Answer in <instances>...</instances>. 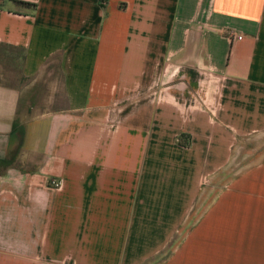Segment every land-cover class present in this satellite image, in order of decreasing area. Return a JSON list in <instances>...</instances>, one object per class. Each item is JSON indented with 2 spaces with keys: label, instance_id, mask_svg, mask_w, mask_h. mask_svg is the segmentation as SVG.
<instances>
[{
  "label": "crops",
  "instance_id": "obj_1",
  "mask_svg": "<svg viewBox=\"0 0 264 264\" xmlns=\"http://www.w3.org/2000/svg\"><path fill=\"white\" fill-rule=\"evenodd\" d=\"M24 1L0 43L63 85L20 142L0 83V264H264V0Z\"/></svg>",
  "mask_w": 264,
  "mask_h": 264
},
{
  "label": "rangeland",
  "instance_id": "obj_2",
  "mask_svg": "<svg viewBox=\"0 0 264 264\" xmlns=\"http://www.w3.org/2000/svg\"><path fill=\"white\" fill-rule=\"evenodd\" d=\"M20 54L19 50L5 48L0 45V83L23 89L17 110V118L20 121H26L41 111L51 108L47 101L50 96L51 98L54 97L53 86H59L60 88L63 82L61 68L56 59L49 61L42 69L37 81H34L33 78L25 74L24 67L17 60ZM51 106H55V104ZM249 138L251 139L247 140L246 149L236 147L233 155L248 154L249 165L251 166L264 158V133L258 132ZM232 167L234 169L227 172L226 179H220V176H217L215 183L217 186H222L226 181L228 182L236 176L238 171L243 170L242 165L237 163H233ZM209 183L213 185L212 180Z\"/></svg>",
  "mask_w": 264,
  "mask_h": 264
},
{
  "label": "trees",
  "instance_id": "obj_3",
  "mask_svg": "<svg viewBox=\"0 0 264 264\" xmlns=\"http://www.w3.org/2000/svg\"><path fill=\"white\" fill-rule=\"evenodd\" d=\"M11 2L19 7H25V8H31V9H36L37 8V4L33 3V2H29V1H24V0H0V6H2L4 3L6 2ZM3 47L5 48H9V46L5 45V44H1ZM15 128H17V131L20 133V142H22L23 139V135H24V126H22L20 120L18 118H16L15 120Z\"/></svg>",
  "mask_w": 264,
  "mask_h": 264
},
{
  "label": "built area",
  "instance_id": "obj_4",
  "mask_svg": "<svg viewBox=\"0 0 264 264\" xmlns=\"http://www.w3.org/2000/svg\"><path fill=\"white\" fill-rule=\"evenodd\" d=\"M228 35L233 41L243 38V35L237 33L236 30H234V29H230L228 31ZM49 185L53 188L59 189L63 186V180L61 178H58V177H51L49 180Z\"/></svg>",
  "mask_w": 264,
  "mask_h": 264
}]
</instances>
